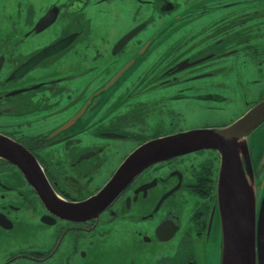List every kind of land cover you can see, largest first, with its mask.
<instances>
[{"label": "flooded vegetation", "instance_id": "flooded-vegetation-1", "mask_svg": "<svg viewBox=\"0 0 264 264\" xmlns=\"http://www.w3.org/2000/svg\"><path fill=\"white\" fill-rule=\"evenodd\" d=\"M205 1L182 16L179 0H0V139L21 151L18 162L0 154V264H221L228 139L137 171L128 163L157 139L228 127L264 99L254 40L264 0L225 21L203 15ZM231 66L233 80H220ZM211 84L259 91L218 121L210 102L228 96ZM263 128L236 141L230 162L257 220L264 144L257 157L253 136ZM30 165L45 177L32 182Z\"/></svg>", "mask_w": 264, "mask_h": 264}, {"label": "water", "instance_id": "water-1", "mask_svg": "<svg viewBox=\"0 0 264 264\" xmlns=\"http://www.w3.org/2000/svg\"><path fill=\"white\" fill-rule=\"evenodd\" d=\"M263 122L264 99L228 127L200 129L157 139L143 146L128 161L132 169L137 171L151 162L195 149L219 147L222 149L220 140L228 139L224 147L230 157L225 161V169L219 181V206L222 223L221 264H264V196L262 201L258 199V203L261 201V204L257 220V199L252 196V190L249 189L242 166L240 165L237 175L232 176L230 173L231 163L232 167L236 168V150L234 149L236 141L238 140L239 145H244L246 135ZM243 140L244 143H242ZM245 151L248 152L246 146L244 153ZM20 152L13 142L0 139V154L18 162L17 156L20 155ZM231 154L235 157L234 159L231 158ZM245 155H247V165L250 169L248 170L250 179L253 181L251 159L248 153ZM34 171L36 168L33 166L26 167V172L32 182H35L38 177H45L43 173L38 175Z\"/></svg>", "mask_w": 264, "mask_h": 264}, {"label": "rangeland", "instance_id": "rangeland-1", "mask_svg": "<svg viewBox=\"0 0 264 264\" xmlns=\"http://www.w3.org/2000/svg\"><path fill=\"white\" fill-rule=\"evenodd\" d=\"M179 1L182 3V6L177 12H179L178 14H181L182 16H184L187 12L197 14L198 11L200 10L199 3H198L199 0H190V1H187L186 3H184L185 0H179ZM232 1H237V2L241 1L243 3H241L240 5L232 6V7H228L224 5ZM254 3L255 2L253 0H206L204 3H202L203 5L206 6V9H207V12H205L203 15H206V17H209L210 15L214 16L217 13V15H219V18L225 21L233 16L242 15L246 12L251 11V9L254 7ZM255 21H261V19L256 18ZM260 34H264V28L261 30V32H259L258 35ZM254 40L255 42H258L260 44L259 46L260 48L264 47V36H261V38H258L257 40L255 38ZM251 53L253 56L258 54L257 51H252ZM254 61L256 62L257 60H254ZM226 70L228 74L224 75L221 72V74L219 75V79L222 81L223 80L232 81L234 78V73L236 72L237 69L231 66V69H226ZM238 71L242 72L244 74V77L247 78L249 77V75H252L253 72H255L256 70L255 68H244V69L239 68ZM208 88H210L209 91H212L213 93L218 92L221 95L228 96L227 97L228 101H226L225 103L221 105H218L214 102H210V107L215 108V109L212 111L208 110V114L211 113L210 115L219 117L217 118L218 121L229 120V119L232 120L235 118V115L233 114H237V113L239 114L241 112H244L245 107L243 104L245 103V101H248L249 99L254 97L252 95L258 94V91H259L256 89L242 90V89L224 88V87L217 88V87H214V84L208 85ZM246 92H249V95L248 97L244 98V94ZM222 106L224 109L223 110L219 109V108H222ZM253 140H254L255 146H257L256 148V151H258L257 157H259L262 151L261 147L264 144V128L262 131L259 130L258 133H256L253 136ZM260 199H261V194L259 196V200Z\"/></svg>", "mask_w": 264, "mask_h": 264}]
</instances>
